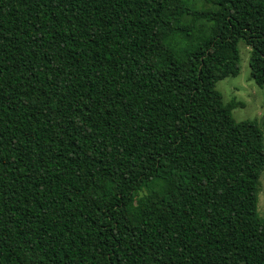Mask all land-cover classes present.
<instances>
[{"label":"trees","instance_id":"trees-1","mask_svg":"<svg viewBox=\"0 0 264 264\" xmlns=\"http://www.w3.org/2000/svg\"><path fill=\"white\" fill-rule=\"evenodd\" d=\"M241 42L264 88V0H0V264H264Z\"/></svg>","mask_w":264,"mask_h":264},{"label":"rangeland","instance_id":"rangeland-1","mask_svg":"<svg viewBox=\"0 0 264 264\" xmlns=\"http://www.w3.org/2000/svg\"><path fill=\"white\" fill-rule=\"evenodd\" d=\"M198 4L204 6L201 1H198ZM239 50L241 55L240 74L219 81L216 84V89L222 94L225 103L234 101L239 104L233 111V117L237 122L256 120L264 135V88H260L251 80L250 47L241 42ZM258 212L264 218V173L260 178Z\"/></svg>","mask_w":264,"mask_h":264}]
</instances>
